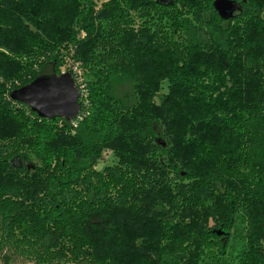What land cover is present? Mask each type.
<instances>
[{"label": "trees", "instance_id": "trees-1", "mask_svg": "<svg viewBox=\"0 0 264 264\" xmlns=\"http://www.w3.org/2000/svg\"><path fill=\"white\" fill-rule=\"evenodd\" d=\"M97 1L0 0V264H264V0ZM62 59L75 127L10 98Z\"/></svg>", "mask_w": 264, "mask_h": 264}, {"label": "water", "instance_id": "water-1", "mask_svg": "<svg viewBox=\"0 0 264 264\" xmlns=\"http://www.w3.org/2000/svg\"><path fill=\"white\" fill-rule=\"evenodd\" d=\"M213 7L221 19L232 18L236 5L232 0H215ZM10 98L26 104L41 118H75L80 111L78 89L70 73L40 75L14 89Z\"/></svg>", "mask_w": 264, "mask_h": 264}, {"label": "rangeland", "instance_id": "rangeland-1", "mask_svg": "<svg viewBox=\"0 0 264 264\" xmlns=\"http://www.w3.org/2000/svg\"><path fill=\"white\" fill-rule=\"evenodd\" d=\"M103 1H106V0H98L97 1V5L99 6L101 4V2H103ZM80 67L81 66L79 65L78 68L80 69ZM71 71L72 70H71V67H70L68 61L67 60L64 61V59H62V63L58 67L57 74H61L62 72L71 73ZM83 91H84L85 95H83V96H79L78 95V102L80 104V107L83 108V112L87 116L88 113L90 112V105H89L90 98H89V94H88V92H87V90H86L85 87H84V90ZM84 101H85V104H83ZM115 162H117V161H116L115 157L113 156L112 152L110 150H105L101 154V157L98 160V162L95 164L94 168L97 169V170H100L104 166L112 165ZM15 264H33V262L27 261L25 259L22 260V258H19V259H17V261H16Z\"/></svg>", "mask_w": 264, "mask_h": 264}, {"label": "built area", "instance_id": "built-area-1", "mask_svg": "<svg viewBox=\"0 0 264 264\" xmlns=\"http://www.w3.org/2000/svg\"><path fill=\"white\" fill-rule=\"evenodd\" d=\"M71 70L72 71H71L70 74L72 75V78H73V80H74V82L76 84V87L78 89V95L79 96L85 95V93L83 91L84 90V84H83L82 78H81L82 77L81 70L78 68L77 65H73L71 67ZM62 73H65V72H62ZM83 104H85V101L83 102ZM84 114L85 113L83 112V110H81V107H80V111L77 113V115L75 116V118H73L72 120H70L71 124L75 127L78 124V122L82 120Z\"/></svg>", "mask_w": 264, "mask_h": 264}]
</instances>
